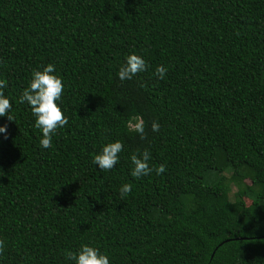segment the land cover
Returning <instances> with one entry per match:
<instances>
[{
    "label": "trees",
    "instance_id": "obj_1",
    "mask_svg": "<svg viewBox=\"0 0 264 264\" xmlns=\"http://www.w3.org/2000/svg\"><path fill=\"white\" fill-rule=\"evenodd\" d=\"M132 53L147 68L120 81ZM49 63L68 122L42 149L19 97ZM0 79V264H75L82 245L110 264H264V0H0Z\"/></svg>",
    "mask_w": 264,
    "mask_h": 264
},
{
    "label": "clouds",
    "instance_id": "obj_2",
    "mask_svg": "<svg viewBox=\"0 0 264 264\" xmlns=\"http://www.w3.org/2000/svg\"><path fill=\"white\" fill-rule=\"evenodd\" d=\"M146 68L147 64L142 56L135 53L129 54L119 68L118 79L120 81L132 80L137 73L144 72ZM166 71L167 69L164 66H158L156 75L162 80ZM6 87L7 84L0 79V117L6 116L7 121L12 122L14 121L13 116L10 114L12 103L10 98L2 91ZM63 89L64 85L59 75L56 74L55 66L49 63L42 70H36L31 74L28 86L22 90L19 97V103H27L35 117V127L42 134L39 138V145L42 149H48L52 146V139L56 134V130L64 127L68 122L58 103ZM127 128L143 139L145 128L144 120L141 116L131 117L127 121ZM151 128L153 132H158L160 125L158 122L153 121ZM6 133L7 124H4L0 126V135H5L6 138ZM123 148L124 145L120 140L107 143L93 157L92 163L98 166L100 171L111 170L117 165L119 154L123 151ZM150 159L151 154L148 150H144L139 155H131V175L135 178L148 176L153 171L149 165ZM164 170L163 165L156 169L158 174L164 172ZM131 190V184H123L119 189L121 198L128 195ZM4 248L5 242L0 240V253L3 252ZM68 259L74 261L75 264H110L108 255L89 245H82L76 254L69 253Z\"/></svg>",
    "mask_w": 264,
    "mask_h": 264
},
{
    "label": "rangeland",
    "instance_id": "obj_3",
    "mask_svg": "<svg viewBox=\"0 0 264 264\" xmlns=\"http://www.w3.org/2000/svg\"><path fill=\"white\" fill-rule=\"evenodd\" d=\"M227 176H229L230 177V174L229 175H227ZM237 191V189H236V187H232V193H231V195H230V198H231V200H233L234 201V193ZM247 202V204L249 205L250 204V202L249 201H246Z\"/></svg>",
    "mask_w": 264,
    "mask_h": 264
}]
</instances>
